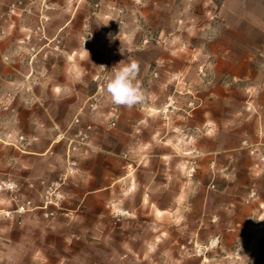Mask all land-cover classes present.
Masks as SVG:
<instances>
[{
	"label": "rangeland",
	"instance_id": "374dc122",
	"mask_svg": "<svg viewBox=\"0 0 264 264\" xmlns=\"http://www.w3.org/2000/svg\"><path fill=\"white\" fill-rule=\"evenodd\" d=\"M0 264H264V0H0Z\"/></svg>",
	"mask_w": 264,
	"mask_h": 264
},
{
	"label": "clouds",
	"instance_id": "9594fccd",
	"mask_svg": "<svg viewBox=\"0 0 264 264\" xmlns=\"http://www.w3.org/2000/svg\"><path fill=\"white\" fill-rule=\"evenodd\" d=\"M118 65L113 67L111 71H106L105 66H100L109 73L105 77L104 90L111 102L114 105L129 109L143 104L147 99V94L142 81L139 79L140 63L132 60L121 67Z\"/></svg>",
	"mask_w": 264,
	"mask_h": 264
}]
</instances>
